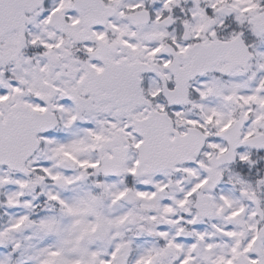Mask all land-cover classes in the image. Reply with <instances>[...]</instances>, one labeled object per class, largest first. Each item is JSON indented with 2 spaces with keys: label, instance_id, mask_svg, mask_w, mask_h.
Returning <instances> with one entry per match:
<instances>
[{
  "label": "snow or ice",
  "instance_id": "obj_1",
  "mask_svg": "<svg viewBox=\"0 0 264 264\" xmlns=\"http://www.w3.org/2000/svg\"><path fill=\"white\" fill-rule=\"evenodd\" d=\"M0 264H264V0H0Z\"/></svg>",
  "mask_w": 264,
  "mask_h": 264
}]
</instances>
